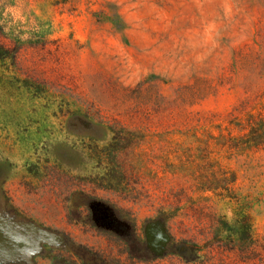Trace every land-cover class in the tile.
Instances as JSON below:
<instances>
[{"label":"rangeland","instance_id":"rangeland-1","mask_svg":"<svg viewBox=\"0 0 264 264\" xmlns=\"http://www.w3.org/2000/svg\"><path fill=\"white\" fill-rule=\"evenodd\" d=\"M264 0H0V264H264Z\"/></svg>","mask_w":264,"mask_h":264},{"label":"trees","instance_id":"trees-1","mask_svg":"<svg viewBox=\"0 0 264 264\" xmlns=\"http://www.w3.org/2000/svg\"><path fill=\"white\" fill-rule=\"evenodd\" d=\"M241 131V135L224 141L223 147L232 149L239 155L264 149V114L251 116Z\"/></svg>","mask_w":264,"mask_h":264}]
</instances>
